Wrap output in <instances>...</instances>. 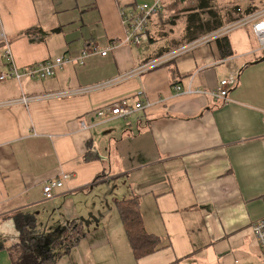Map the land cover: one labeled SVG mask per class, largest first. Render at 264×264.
Wrapping results in <instances>:
<instances>
[{
  "label": "crops",
  "instance_id": "0c3cea01",
  "mask_svg": "<svg viewBox=\"0 0 264 264\" xmlns=\"http://www.w3.org/2000/svg\"><path fill=\"white\" fill-rule=\"evenodd\" d=\"M154 1L0 0V73L9 63L6 49L23 68L76 59L87 44L115 45L124 38L120 9ZM200 1L162 0L140 47H112L48 80L0 82V103L102 86L0 108V264H13L18 214L34 218L40 236L72 222L83 226L85 237L56 264L259 262L250 228L264 217V52L257 51L249 27L224 35L232 52L227 57L215 40L169 49L171 39L184 37L187 16L198 12L188 4ZM258 2L264 0H212L221 25L202 30L194 42ZM199 16L213 24L206 10ZM173 23L178 30L162 34ZM229 77L236 85L224 105L185 93L212 91ZM139 92L150 103L146 110L127 120L109 115L110 105H132ZM99 111L105 118L96 116ZM62 174L68 175L63 187L45 200L44 183ZM107 193L102 207L97 200ZM132 197L145 230L160 239L159 249L140 259L132 255L115 208Z\"/></svg>",
  "mask_w": 264,
  "mask_h": 264
},
{
  "label": "built area",
  "instance_id": "2783aa9c",
  "mask_svg": "<svg viewBox=\"0 0 264 264\" xmlns=\"http://www.w3.org/2000/svg\"><path fill=\"white\" fill-rule=\"evenodd\" d=\"M161 1L155 0L151 4H138L133 6L131 9L126 10L125 8H121L119 11L121 24L124 28V38L122 41L117 42L115 45H110L106 48H99L96 44H87L82 49L80 56L76 59L59 57L53 60H46L41 63H36L34 65L26 66L20 69L13 64L9 51H7V59L8 64L5 69L0 73V82L12 80L21 83L22 80L29 81H44L50 78H53L58 71H60L64 66L70 64H78L83 65L84 61L92 56L99 55L104 57L110 51V49L116 46H120L122 44L132 45L135 47H140L147 42L149 39V27L152 19L158 15L161 10ZM249 27L250 33L255 39L257 43V51L264 52V9L245 15L231 22L230 24L224 26L223 28L209 34L204 39H200L197 42L189 43L188 45L202 43L208 40H215L224 35L229 34L233 30H237L240 28ZM186 45V46H188ZM160 59L155 60V62H159ZM153 62L148 63L147 65H143L138 70L136 69L134 73H139L143 71L148 66L153 65ZM132 73H129L131 75ZM236 85V79L234 77H229L225 80H222L219 85L212 91L204 92L199 89L190 90L187 89L185 92L187 95H201L206 94L210 96L214 101L219 102L224 105L228 103V88ZM102 86H92L76 89L73 91H67L63 93H55L42 95L37 97H22L19 100L1 102L0 108H4L7 106H13L16 104L28 105V103L39 100H52V99H60L65 97H72L74 95H82L85 93L92 92L101 88ZM177 93H180L182 90L180 87L175 88ZM109 115L113 118L127 120L132 115L136 113H140L146 110L150 103L145 99V96L142 92L137 93L136 101L132 105H130L127 101H120L116 104L110 105ZM104 112H97L96 116L98 118H105L103 116ZM264 120V113H263ZM81 127L85 128V124L81 123ZM68 179V175L62 174L60 177L49 179L44 183L42 187V194L45 200L52 199L54 195V191L59 190L63 187V182ZM251 232L256 242L258 249L260 260L257 264H264V217L251 225Z\"/></svg>",
  "mask_w": 264,
  "mask_h": 264
},
{
  "label": "trees",
  "instance_id": "16d2710c",
  "mask_svg": "<svg viewBox=\"0 0 264 264\" xmlns=\"http://www.w3.org/2000/svg\"><path fill=\"white\" fill-rule=\"evenodd\" d=\"M211 1L201 0L196 6L188 8L190 11L198 12L187 16L184 40L194 42V39L196 40L200 32L205 29L204 25L207 26L206 30L219 28L221 24L218 23L215 13L209 6ZM258 9V7H248L240 15L243 17ZM203 10H206L212 25L208 21L203 23L200 20L199 14ZM200 28L202 30H199ZM215 41L218 42L222 57L232 54L226 36L217 38ZM115 208L135 259L148 256L159 249L160 239L149 234L143 226L139 202L136 197L117 201ZM14 222L19 235V244L17 249L10 252L13 264H56L59 256L67 255L71 248L86 235L83 226L73 222L59 232L55 231L44 236L35 234L36 222L30 216L25 217L18 214L15 216Z\"/></svg>",
  "mask_w": 264,
  "mask_h": 264
},
{
  "label": "rangeland",
  "instance_id": "374dc122",
  "mask_svg": "<svg viewBox=\"0 0 264 264\" xmlns=\"http://www.w3.org/2000/svg\"><path fill=\"white\" fill-rule=\"evenodd\" d=\"M189 2H190V0H188ZM256 5V7H258L260 10H262V9H264V3H262V2H258V4H255ZM188 8H191L192 6L190 5V3L188 4V6H187ZM165 11H166V9H165ZM218 12V11H217ZM220 14V13H219ZM166 19H168V18H166ZM205 20V19H204ZM168 21V20H167ZM203 23H206V22H204L203 21ZM177 26V23L175 24V23H173V25L170 27V25H167V27H165L164 29H162L163 30V32H162V34H165V35H167L168 36V34H172V32L173 31H175V30H178V28L176 27ZM180 27V26H179ZM168 28V30L170 29V32H168V33H165L164 31H165V29H167ZM185 28V27H184ZM203 28H205V29H203V31L204 30H206V28H207V26L206 25H204V27ZM58 29V28H57ZM199 30H202V28H200ZM234 31V30H233ZM232 31V32H233ZM235 31H238V30H235ZM232 32H230V33H232ZM183 33H184V31H183ZM229 33V34H230ZM160 35H161V33H160ZM182 37V36H181ZM181 37H179V38H174V40L173 39H169L170 40V45H169V49H172V48H176V47H178V46H180V49H184L185 47H186V43L188 42V41H186V40H184L183 39V37L181 38ZM183 45H185V46H183ZM184 48H183V47ZM179 48V47H178ZM6 52H7V49H6V51H5V54H6ZM4 54V53H3ZM17 69H20V68H18L17 67ZM21 83H23V80L21 81ZM110 193V192H109ZM109 193H107L106 194V196L103 198H100L99 200H97V203L99 204V205H102V207L103 206H106V204L108 203V200L106 199V197L108 196V195H110ZM93 201V200H92ZM91 202V200H88V203H90ZM42 233V232H41ZM17 258V257H16Z\"/></svg>",
  "mask_w": 264,
  "mask_h": 264
}]
</instances>
